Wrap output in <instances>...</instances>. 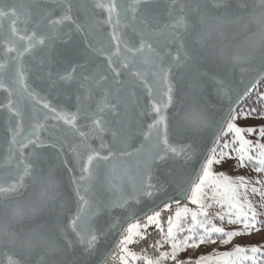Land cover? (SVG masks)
Instances as JSON below:
<instances>
[{"label": "snow or ice", "instance_id": "6c2138e0", "mask_svg": "<svg viewBox=\"0 0 264 264\" xmlns=\"http://www.w3.org/2000/svg\"><path fill=\"white\" fill-rule=\"evenodd\" d=\"M255 234L264 0H0V264H264Z\"/></svg>", "mask_w": 264, "mask_h": 264}, {"label": "rangeland", "instance_id": "374dc122", "mask_svg": "<svg viewBox=\"0 0 264 264\" xmlns=\"http://www.w3.org/2000/svg\"><path fill=\"white\" fill-rule=\"evenodd\" d=\"M262 235L264 234H255L251 237H245V238H241L239 240V242L241 244H244V245H253V244H259L262 240ZM231 246H229V248H220L219 250L223 251V250H229ZM213 250H216V246H208V247H202L200 250H199V253L200 254H207V253H210L212 252ZM187 255H195V253H188Z\"/></svg>", "mask_w": 264, "mask_h": 264}, {"label": "trees", "instance_id": "16d2710c", "mask_svg": "<svg viewBox=\"0 0 264 264\" xmlns=\"http://www.w3.org/2000/svg\"><path fill=\"white\" fill-rule=\"evenodd\" d=\"M255 99H256V97L253 96V97L248 101V104H251V105H253V106H256V105H255Z\"/></svg>", "mask_w": 264, "mask_h": 264}]
</instances>
